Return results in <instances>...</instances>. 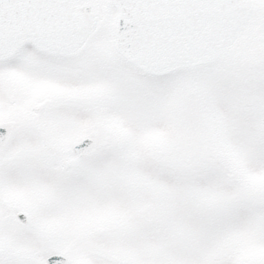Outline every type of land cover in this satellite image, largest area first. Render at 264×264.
<instances>
[{
  "label": "snow or ice",
  "instance_id": "6c2138e0",
  "mask_svg": "<svg viewBox=\"0 0 264 264\" xmlns=\"http://www.w3.org/2000/svg\"><path fill=\"white\" fill-rule=\"evenodd\" d=\"M0 264H264V0H0Z\"/></svg>",
  "mask_w": 264,
  "mask_h": 264
}]
</instances>
